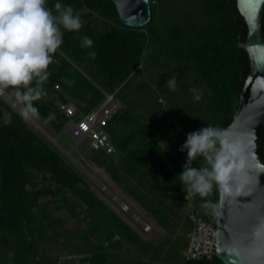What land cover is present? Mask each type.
<instances>
[{"label":"trees","instance_id":"obj_1","mask_svg":"<svg viewBox=\"0 0 264 264\" xmlns=\"http://www.w3.org/2000/svg\"><path fill=\"white\" fill-rule=\"evenodd\" d=\"M150 1L149 24L132 28L112 0H45L54 15L57 2L87 12L79 31L62 29L45 94L33 106L61 132L70 118L60 102H75L78 119L116 93L123 107L106 128L116 153L91 150L89 158L174 234L189 193L176 178L186 159L179 148L186 133L202 126L224 137L250 71L240 47L248 27L236 0ZM85 36L91 47L81 46ZM173 78L175 90L167 83ZM192 166L207 164L201 156ZM194 194L195 213L216 223L220 186L214 183L204 197ZM207 201L216 208L202 207ZM185 222L190 233L188 216ZM181 247L171 237L158 246L141 239L98 198L85 174L0 96V264H60L65 252L70 261L61 264H224L217 256L183 260Z\"/></svg>","mask_w":264,"mask_h":264},{"label":"water","instance_id":"obj_2","mask_svg":"<svg viewBox=\"0 0 264 264\" xmlns=\"http://www.w3.org/2000/svg\"><path fill=\"white\" fill-rule=\"evenodd\" d=\"M112 1L126 26L149 24L150 0ZM236 1L248 27L240 47L248 53L250 71L224 130L227 165L221 170L216 256L224 264H264V0Z\"/></svg>","mask_w":264,"mask_h":264},{"label":"clouds","instance_id":"obj_3","mask_svg":"<svg viewBox=\"0 0 264 264\" xmlns=\"http://www.w3.org/2000/svg\"><path fill=\"white\" fill-rule=\"evenodd\" d=\"M54 9L55 15L52 9L45 7V0H0V92L8 88L15 90V99L23 106L20 115L25 121L39 116L33 101L45 94L43 84L50 75L49 65L63 43L62 29L79 31L84 24L82 15L87 12V9L76 10L59 2L54 4ZM92 44L85 36L81 46L91 47ZM89 55L94 58L96 53ZM33 81L35 85L30 86ZM167 83L169 89L175 90L174 78ZM53 118L52 114L48 117ZM225 150L223 133L212 126L186 133V140L179 148L180 152H186V159L176 178L189 192L201 197L212 191L214 183L223 187L221 168L227 165ZM201 156L207 166L193 167V161ZM202 207L215 209L216 205L207 201Z\"/></svg>","mask_w":264,"mask_h":264},{"label":"built area","instance_id":"obj_4","mask_svg":"<svg viewBox=\"0 0 264 264\" xmlns=\"http://www.w3.org/2000/svg\"><path fill=\"white\" fill-rule=\"evenodd\" d=\"M59 89V86H56ZM0 96L8 102L10 99L6 90L0 92ZM12 103H14L12 101ZM122 102L116 98L115 93L106 94V98L101 105L94 108L81 118H76V106L70 102H60L59 109L68 118H70L69 127L72 131L79 133L83 137H88L91 150H103L106 154L116 153V148L106 130L109 122L122 110ZM105 188V187H103ZM106 190V188H105ZM115 202L120 210L129 214L135 222L140 224L146 232L152 230V226L145 222L137 213H135L127 202L119 200L114 196ZM190 222L193 228L189 233V244L183 252L184 260H211L216 256L217 231L215 223L199 217L195 213V194L189 192L187 195ZM118 201V202H117ZM70 259V258H68ZM74 264H92L89 261H78Z\"/></svg>","mask_w":264,"mask_h":264},{"label":"rangeland","instance_id":"obj_5","mask_svg":"<svg viewBox=\"0 0 264 264\" xmlns=\"http://www.w3.org/2000/svg\"><path fill=\"white\" fill-rule=\"evenodd\" d=\"M142 79H138V82L141 81ZM6 93L8 94V97L13 100V102H16L14 92L10 91L9 89H5ZM3 98V97H2ZM15 111H17L20 114V110L16 107H14L11 102H8L5 98H3ZM11 100V101H12ZM161 101V99H160ZM71 102V101H69ZM73 103V102H71ZM18 104V103H17ZM16 104V105H17ZM74 105H77L75 102L73 103ZM20 105V104H18ZM19 107H23L20 105ZM37 121L40 125V127H37L34 123L31 122V120H27L29 124L31 125V128L35 130L38 134H40L42 137L48 139L56 148H59L60 151L63 152V154L70 160L72 161L78 170H80L82 173L85 174L86 178L90 182L92 189L96 193L99 199L102 201H105L107 204L112 206L114 209L115 207L119 206L115 202V198L113 195H115L119 200L127 202L130 207L132 208L133 211H136L135 207L133 206L134 202H132V199L130 196H128L120 187L115 184L107 172L103 169L98 167L95 163H93L89 156L91 154V148L89 145V139L88 137H83L79 133L72 131L69 127L68 122L65 127L62 129L61 132H57L53 129V127L45 122L43 118L39 115L38 117L31 118ZM42 130V131H41ZM44 131V132H43ZM47 135H50L51 138ZM56 138L57 141H56ZM59 138L61 141H59ZM73 152V156L72 155ZM83 162L84 164H82ZM105 187V188H103ZM115 199V200H114ZM118 202V201H117ZM115 206V207H114ZM126 214V213H125ZM144 216V219L148 218V215L146 213H142ZM141 214V215H142ZM180 216L182 218L181 222L177 226L174 227V239L173 244H179L182 243L189 238L187 235V232L185 230V217H187L188 210L187 208L185 210H182L180 213ZM129 215V214H128ZM130 216V215H129ZM149 219V218H148ZM133 224V222H132ZM153 232V231H152ZM155 232V229H154ZM157 231L153 234L155 235ZM168 232L166 234L159 236L158 238L154 239H160L162 240L164 237H166ZM56 249L52 248L51 249V256H56ZM71 256L68 252H65L64 254L61 255L59 262L62 263L64 262L69 256Z\"/></svg>","mask_w":264,"mask_h":264},{"label":"crops","instance_id":"obj_6","mask_svg":"<svg viewBox=\"0 0 264 264\" xmlns=\"http://www.w3.org/2000/svg\"><path fill=\"white\" fill-rule=\"evenodd\" d=\"M131 198V197H130ZM132 199V198H131ZM186 200H187V206H186V208H187V210H188V214H189V208H188V199H187V197H186ZM132 202H134V204H133V206L135 207V209H136V211H134L135 213H137V214H139L140 216H141V218H143V214L142 213H146V215H148V213L147 212H145L143 209H142V207L140 206V204L139 203H137L136 201H134L133 199H132ZM194 202H195V200H194ZM104 203L108 206V207H110L111 209H113L126 223H127V225L141 238V239H143L145 242H147V243H152V244H155L156 246H158V244L159 243H161L164 239H166L167 237H171V238H173L174 237V235H175V233L174 234H170V232H168L166 229H164L162 226H160V225H158L157 224V222L155 221V219L153 218V217H150L149 215H148V218L147 219H144L143 218V220L144 221H146L147 223H149L151 226H152V230L150 231V232H146L144 229H143V227L140 225V224H138L137 222H135L134 220H133V218L131 217V216H129L128 214H125L124 212H122L121 210H120V208H118V207H115L116 209H114L112 206H110L109 204H107L105 201H104ZM142 214V215H141ZM188 214H187V216H188ZM132 222H133V224H132ZM154 229H155V232L157 231V233L155 234V235H153L155 232H154ZM153 231V232H152ZM166 232H168V234H167V236L166 237H164L162 240H160V239H154V238H158L159 236H161V235H164V234H166ZM187 235L189 236V233H187ZM174 239V238H173ZM186 242H188L189 241V238L188 239H186L185 240ZM184 241V242H185ZM182 243V247L180 248V250H181V255H182V258H183V260H184V257H183V252H184V250L186 249V247H188V245L186 246V242L185 243ZM188 244H189V242H188ZM186 246V247H185Z\"/></svg>","mask_w":264,"mask_h":264},{"label":"bare ground","instance_id":"obj_7","mask_svg":"<svg viewBox=\"0 0 264 264\" xmlns=\"http://www.w3.org/2000/svg\"><path fill=\"white\" fill-rule=\"evenodd\" d=\"M116 94V93H115ZM10 102H11V104L14 106V107H16V108H18V109H21V107H19L20 105H18L16 102L15 103H12V101L10 100ZM17 104V105H16ZM68 118V117H67ZM77 118V117H76ZM79 119V118H78ZM29 120H31V122L32 123H34L37 127H40V125H39V123L37 122V121H35L34 119H29ZM107 128V127H106ZM42 131V130H41ZM44 132V131H43ZM110 135V134H109ZM90 145V144H89ZM102 151V150H101ZM115 154V153H114ZM69 256V255H68ZM73 259V258H72ZM77 259V258H76ZM81 260V259H80ZM69 261H70V259H69ZM78 261V260H77ZM82 261V260H81ZM66 263V262H65ZM59 264V263H58ZM61 264V263H60Z\"/></svg>","mask_w":264,"mask_h":264}]
</instances>
